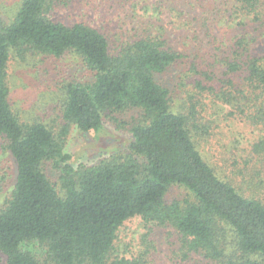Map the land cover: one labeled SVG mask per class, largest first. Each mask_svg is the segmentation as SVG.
I'll return each instance as SVG.
<instances>
[{"label": "trees", "instance_id": "16d2710c", "mask_svg": "<svg viewBox=\"0 0 264 264\" xmlns=\"http://www.w3.org/2000/svg\"><path fill=\"white\" fill-rule=\"evenodd\" d=\"M70 1L22 0L12 19L0 18V174L3 183L13 177L0 205V251L7 263L144 264L147 252L114 255L121 228L141 217L174 227L188 253H199L213 264H264V201L220 174L202 150L198 131L206 107L202 103L212 94L216 97L211 102L223 100L230 116L240 111L264 125L259 98L264 53L253 54L254 37L236 36L235 43L226 44V35L221 39L210 28L207 58L182 52L164 36L151 33L112 49L98 25L56 18V7ZM228 1L234 12L222 8ZM228 1L207 8L204 21L231 23L240 14L260 13L264 4ZM70 52L93 75L89 82L64 85L63 123L56 128L40 119L23 120L10 102L11 54L62 57ZM209 55L219 60L212 64ZM202 60L209 62L208 68ZM185 65L183 72L195 77L196 89L177 103L166 77ZM214 67L217 70L209 71ZM220 69L230 87L217 88ZM241 92L249 101L237 99ZM106 118L128 127L127 151L74 167L66 151L71 128L101 131ZM253 151H264V137ZM233 155L230 160L235 162L243 158ZM8 156L15 162V173ZM47 163L60 170L58 183L46 173ZM175 185L188 193L169 201L167 193ZM30 242L46 248L44 260L23 248Z\"/></svg>", "mask_w": 264, "mask_h": 264}, {"label": "rangeland", "instance_id": "374dc122", "mask_svg": "<svg viewBox=\"0 0 264 264\" xmlns=\"http://www.w3.org/2000/svg\"><path fill=\"white\" fill-rule=\"evenodd\" d=\"M21 1L0 0V18L12 19ZM223 1L225 0H72L59 4L54 15L67 24L84 21L98 25L109 38L112 49L137 35L151 33L164 36L171 46L182 52L207 58L208 48H211L210 40L213 39L212 30L213 33H220L221 39V35L225 34L226 44L235 43L236 36L252 35L255 39L253 54H263L264 4L261 5L260 13L247 17L238 14L239 17L232 20L233 23L204 21V11L217 7ZM222 8L234 12L230 2L222 5ZM203 49L205 53L202 52ZM210 57L212 64L219 60ZM204 64V68H208L209 62L205 61ZM185 69L186 65L166 77L170 87L172 84L177 103L186 100L188 93H195L196 89L195 77L186 75L183 72ZM214 70L217 69L214 67L209 71ZM216 73L219 75L215 78L217 88L221 85L231 86L228 77L222 75L223 69ZM92 75L82 59L71 52L62 57L28 54L25 58L13 53L10 56L8 75L11 105L23 120L40 119L58 128L63 123L64 85L73 81L89 82ZM245 94L241 92L237 99L249 101L244 98ZM213 96L216 97L212 94L209 98L212 100ZM259 98L264 105V90L260 92ZM211 100L202 103L206 106L202 110L198 129L202 139L204 138L200 139L202 150L222 176L230 178L245 194L264 201V151H253L254 144L264 137V125L252 121L246 114L244 118L240 111L230 116L231 108L223 100L216 104ZM128 130L122 121L117 123L109 118L105 119L104 129L97 132L83 133L73 126L66 145V151L71 156L70 163L74 167L81 164L92 165L127 151L130 140ZM2 142L0 136V155ZM233 154L243 158L235 162ZM230 157L233 158L230 160ZM250 157V164L246 167V160ZM8 158L11 171L15 173V162L11 156ZM45 170L58 183L60 170L51 163L46 164ZM0 175L1 205L13 185V177L3 183V174ZM187 193L186 189L175 185L170 187L167 199H181ZM23 248L34 252L42 260L46 258V248L38 242L26 243ZM144 252H147L144 264H213L199 253H188L182 236L174 227L148 223L141 217H135L121 228L114 255L133 257ZM0 264H8L7 257L1 251Z\"/></svg>", "mask_w": 264, "mask_h": 264}]
</instances>
